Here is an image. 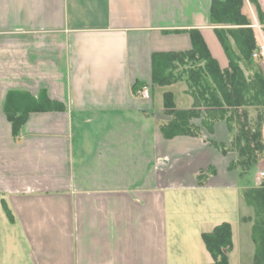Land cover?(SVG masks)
<instances>
[{
    "label": "crops",
    "instance_id": "0c3cea01",
    "mask_svg": "<svg viewBox=\"0 0 264 264\" xmlns=\"http://www.w3.org/2000/svg\"><path fill=\"white\" fill-rule=\"evenodd\" d=\"M211 4L0 0V264H209L202 234L222 222L233 229L230 264H254L245 193L260 186L264 161L237 164L225 120L209 129L194 118L200 135L166 137L173 90L159 106L151 84L152 54L191 49L193 28L228 66ZM243 12L263 43L250 0ZM252 64L264 75L261 60ZM9 90L46 92L65 109L31 112L14 136ZM247 111L255 121L259 110ZM262 133L264 144V121Z\"/></svg>",
    "mask_w": 264,
    "mask_h": 264
},
{
    "label": "trees",
    "instance_id": "16d2710c",
    "mask_svg": "<svg viewBox=\"0 0 264 264\" xmlns=\"http://www.w3.org/2000/svg\"><path fill=\"white\" fill-rule=\"evenodd\" d=\"M250 1L263 23L264 10L259 0ZM244 2L212 0L211 21L227 56V67H221L201 31L193 28L189 30L191 49L152 54L151 84L167 86L183 81L187 86L186 92L193 98L192 107L182 109L177 107L172 91L164 93V110L171 117L161 125L166 137L200 135L201 126L192 122L194 118H202V125L209 129L217 121L225 120L233 133L231 146L239 154L237 164L250 169L264 156V75L252 64L258 43L252 22L243 12ZM248 107L259 110L255 121H250ZM64 109L62 102L51 99L46 92L34 96L21 90H9L3 106L14 136L21 133L31 112ZM245 198L254 208V264H264V184L248 189ZM202 238L213 257L209 264H230L229 251L233 246L231 223L218 224L212 231L204 232Z\"/></svg>",
    "mask_w": 264,
    "mask_h": 264
},
{
    "label": "rangeland",
    "instance_id": "374dc122",
    "mask_svg": "<svg viewBox=\"0 0 264 264\" xmlns=\"http://www.w3.org/2000/svg\"><path fill=\"white\" fill-rule=\"evenodd\" d=\"M184 88H185V84L183 81H178L168 86L155 85L154 86V97H155L156 104L159 106L162 105L163 104V91L165 89H171L174 92L173 93L174 98L176 99L178 105L182 108L189 107L191 105L192 98L186 91H184ZM151 95H152V91H151ZM254 174H255V169H252L251 171H249L248 176L250 177V179L253 180Z\"/></svg>",
    "mask_w": 264,
    "mask_h": 264
},
{
    "label": "built area",
    "instance_id": "2783aa9c",
    "mask_svg": "<svg viewBox=\"0 0 264 264\" xmlns=\"http://www.w3.org/2000/svg\"><path fill=\"white\" fill-rule=\"evenodd\" d=\"M252 57L261 60L264 65V42L258 44V48L253 52ZM139 94L145 98H149L151 96V86L148 84L142 85L139 89ZM262 160L264 161V156ZM257 179L260 185L264 184V168L259 170Z\"/></svg>",
    "mask_w": 264,
    "mask_h": 264
}]
</instances>
